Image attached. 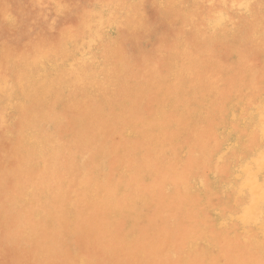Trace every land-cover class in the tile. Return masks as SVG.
I'll list each match as a JSON object with an SVG mask.
<instances>
[{
    "label": "rangeland",
    "instance_id": "obj_1",
    "mask_svg": "<svg viewBox=\"0 0 264 264\" xmlns=\"http://www.w3.org/2000/svg\"><path fill=\"white\" fill-rule=\"evenodd\" d=\"M150 1H152L153 4ZM165 1H167V0H143V2H142V0H140V1L128 0V2L130 4V5H128V3H126L127 0L126 1H124V0H0V81H8V85H10V86H12V84H13L14 88L12 90L11 97L13 98L14 101L20 103V101L25 100L24 103H26V104L20 105L21 107L19 106V110L21 111L23 108L29 107V103H27V102H29L28 98L23 97L21 95L22 94L21 86H24V88L29 89V91L31 92V94H30L31 98H34L38 93L42 94L45 99H49L48 96L50 98H52V96L54 94H50V93H55V94L57 93L59 95L60 94L62 95L63 93H65V94H63V97L61 98V100H59V102L64 104L65 100L69 97L70 99H72L71 100L72 104L77 106L79 108V110L82 109L80 111L81 115H82V113L84 115L89 114L91 109H92V111H95V109H97L98 112L100 110L99 113L97 112L95 114H91L92 117H90V115H89L88 118L87 117L84 118L83 122H80L77 120L78 123L81 124L79 126V128H80L79 130L77 129V127H75L77 124V121H75V123L69 122V123H72V125H71L72 127H71V129L69 128L70 131L67 134L69 137L67 135H65L62 131H60L56 128L57 124L53 120H51V121L49 120V122H48L49 126L45 132H43L42 130H39L40 128H38V126L41 127L47 123V121H44V118L42 119V117L40 118L39 116H33L32 117L31 123H33L32 124L33 126L31 124H29V129L25 128L27 130V132H26V130H24V128L23 129L19 128L18 125L14 126L11 123L9 126L10 129H9V128H3L1 126V123H0V142H2L0 144V264H13V262L11 261V255L13 253V248L8 243L11 237H14L17 234H20V232L22 230L28 229V231L30 233L35 235L37 240L40 239L44 243L54 235V233H55V231L59 225V220H61V222H63V226H62L63 228L62 229L64 230V232L69 233V231H70V233L73 234L76 232V230L77 231L79 230L77 228V224L81 220L80 215L83 216V212L86 211L87 208H89V207L91 208V210L93 209L91 212V215L99 216L101 218V220L96 225V227L98 226L97 229H99V230L95 231L96 233L94 232V236H92V239L89 242V250L88 251L85 250L86 255H83L84 254L83 253V254H81L80 257H77L78 258V264H84V261L86 259H88L89 257H91V258H100L101 257L100 259H101L102 263L104 261L105 264H113L114 260L119 256H117V255H115L116 257L114 255L107 256V250L106 249H107V246L109 245V243H111V242H109V243H105V242L111 241V237H112V242H114V243L115 242L117 243L119 238L121 239V237H117L116 235L118 233L122 234L121 232L126 230V220L122 219L123 216H120V217L118 216L115 218L116 220L104 222L105 217H104V208H103L102 204H101V206H102L101 207L100 203L98 204V202H96L97 200L95 201L96 198L94 197V195L91 192L89 193V191L86 192L87 191V190H85L86 187L81 188L85 185H82L80 183L81 178H79L76 175V172L78 170L81 171L85 168V166H82V165L84 162L83 160H85V158L87 157V154H86L87 152H85L83 150L80 153H84V154L82 156H79L80 153H79L78 149L80 148L81 142H83L87 139H88V141H90L93 138H97V135H98V140H99L98 143H100L99 145L101 147V150L98 151V153L100 155V161L103 162L104 164L106 162V163H111V165H113V166L116 165V167L118 169L117 172L114 174V178H115V180H118L117 182H119V183L117 184L115 182L116 185L113 184L112 186L114 188H117V189L119 188V189H118V191L116 189V191L109 192L110 194H108L109 196L107 197V200L109 198V200H111V203H113L112 201H114L117 198L115 200V203L117 204L119 202L118 203L119 206L124 205L122 202H127V200L128 201L133 200L136 197H139V198L145 197V199L150 198L151 195L153 196V189H155V186H158L162 182V179L165 176L164 174H166L165 172H168L169 174H174V173L179 172L180 170L186 168L188 165V160L190 159V154H189L190 149L189 148L192 147L193 145H195V143L193 141V133L190 130L191 126L192 125L201 126L204 124V120H201L200 118H190L187 121V123L185 125H183L185 127H183V126L176 125L177 122L174 119L167 121L166 120V119H168V118H166L167 116L165 114L163 115V113L161 114L160 112H158L159 107H163V109H170L169 111L170 112L173 111V115L174 114L177 115L179 113L181 114V111H182V108L180 110L177 108L178 107V102H177L178 99L173 104H171L170 107L168 106L171 99L174 101V98L179 94L178 90H176L177 88L175 89V86L177 83L176 81H178V78H177V80L174 79L172 74H171V76H168L171 73V72H169V70L171 68L172 69L170 71H172L173 68L176 67V65L178 67H180L182 65L184 67H187V71H188L187 74L182 76V78H181V80H179V82L182 83L185 80V82L183 84L185 86H184V90H182V96L185 98L184 100L193 99L191 101L193 104H191V105L197 106V104H198L197 102H199V103L202 102V105H199V106L203 107L206 105L205 102H208V100L211 103L213 102L214 105H216L221 99L232 98V106L233 105L236 106L238 103H241V100H243V99H241V96L239 94V90L246 89V86L250 87L252 92H255V93L259 92L258 89L262 90L264 92V85H263L264 84L263 83L264 76H262V75H264V73H263L264 69L262 70V68L264 67V62H263L264 61V0H197V2H196V0H194V1L193 0H188V1L187 0H185V1L184 0H176L177 2H175V0H173L174 3L172 0H168L169 4H168V2H165ZM190 1H192V2H190ZM59 2H60V4L61 3L62 4L61 5L58 4ZM123 2H124V4H122ZM137 2H138V4H137ZM164 2H165V4H164ZM178 2H179V4H178ZM180 2H181V4H180ZM160 3H161V5H160ZM187 4H189V5L187 6ZM223 4H224V6H223ZM182 5L184 7H181ZM192 5L195 7H193ZM219 5H220V7H219ZM172 6H174V7H172ZM153 7H155V8H153ZM97 8H98V11H97ZM105 8H106V10H105ZM121 8H123V9H121ZM129 8H131L133 11V12H131V14H130L131 9H129ZM134 8H135V11H134ZM163 8H164V10H163ZM219 8H222L223 10L219 9ZM170 9H172V10H170ZM196 9H198V10L196 11ZM104 10H105V12H104ZM137 10H139V11H137ZM162 11H163V13H162ZM195 11L198 12V15ZM187 12H188V14H187ZM125 13L130 15V17L129 16L127 17V14H125ZM194 13H196V16ZM97 14H99V15H97ZM117 14H119V15H117ZM236 14H238V15H236ZM176 15H178V16H176ZM184 15L187 17L186 19H185ZM5 17H7V18H5ZM181 17H182V20H181ZM9 18H10V21H9ZM91 18H93V19L91 20ZM104 18L107 21H104L105 20ZM176 18L177 19L179 18L181 21L179 22V19L177 20ZM195 19H198V20H195ZM99 20H101L102 22ZM139 20H140V22H138ZM96 21H97V23H96ZM117 21L118 22L120 21V22L118 23ZM136 21H137V23H136ZM203 21H204V23H203ZM226 21H227V23H226ZM172 22H173V24H172ZM182 22H183V24L181 25ZM103 23H105V24L103 25ZM113 23H115V24H113ZM190 23H192V24H190ZM100 24H102V25H100ZM140 24L144 25L143 29L141 28L142 25H140ZM190 25H191V28L189 27ZM205 25H207V26H205ZM220 25H222V26H220ZM223 25L225 27H223ZM111 26H112V29H111ZM126 26H127V29H126ZM130 26H132V27H130ZM138 26H140V27H138ZM199 26H201V27H199ZM208 26H209V28H208ZM145 27H147V28H145ZM106 28H107V31H106ZM196 28H198L197 31L195 30ZM257 28H259V31ZM85 29H86V31H85ZM128 29L130 30V32ZM97 30H100V31H97ZM104 30L106 33L104 32ZM75 31H76V33H75ZM90 31L91 32L93 31V32L91 33ZM152 31L154 32V34ZM118 32L119 33L121 32L122 35L119 34ZM150 32H151V34H150ZM187 33H189V34H187ZM220 33H221V36H220ZM73 34H74V36H73ZM237 34H239V35H237ZM70 35H71V37H70ZM97 35H98V37H96ZM211 35H212V37H211ZM112 36H114V39L112 38ZM219 36H220V39H219ZM257 36H258V38H257ZM103 37H104V39H102ZM186 37H188V38H186ZM66 38H67V40H66ZM118 38H119V40H118ZM217 38L219 40H217ZM254 38H255V41H254ZM127 39H128V41H127ZM161 39H164L167 43ZM212 39L214 41H212ZM80 40H82V41H80ZM124 40H126V41H124ZM231 40L233 42H231ZM64 41H66V42H64ZM117 41H118V43H117ZM137 41H139V42H137ZM206 41H207V43H206ZM59 42H60V45H59ZM110 42H113V44H111ZM219 42H221V44ZM222 42H223V44H222ZM224 42L225 43L228 42V43L225 44ZM63 43H64V45H63ZM125 43H126V45H123ZM170 43L172 44V46ZM245 43H246V45H245ZM248 43L249 44L251 43V44L248 45ZM66 44H68V45H66ZM101 44H103V45H101ZM138 44L140 46H138ZM102 46H104V47H102ZM112 46H113V48H112ZM137 46L140 48H137ZM53 47H55V48H53ZM119 47H120V50L118 49ZM225 47H226V50H225ZM249 47H251V48H249ZM64 48H66V49H64ZM70 48H72L73 51H71L72 49H70ZM97 48L98 49L100 48L104 53L100 49L98 50ZM108 48L111 49L110 50L111 52L109 51ZM247 49H249L248 50L249 52L247 51ZM257 49H259V50H257ZM260 49H261V51H260ZM97 50H98V55H100V56L97 55ZM114 50H116V51H114ZM262 50H263V52H262ZM61 51H63V53ZM129 51H130V53H129ZM234 51L235 52L237 51V52L235 53ZM65 52H67V53H65ZM119 52H121V56L119 55L120 54ZM169 52H171V53H169ZM180 52H183V53H180ZM204 52H206V53H204ZM109 53H110V55H109ZM111 53H112V55H111ZM142 53H143V55H142ZM251 53H253V54H251ZM39 54H41V56ZM94 54H95V56H94ZM171 54H173V56ZM179 54H181V55H179ZM203 54H204V56H203ZM232 54H233V56H232ZM246 54H247V57L245 56ZM249 54H251V55H249ZM255 54L258 56V58ZM36 55H39V56L36 58ZM59 55H60V57H59ZM65 55H66V57L61 59ZM71 55L74 57H72ZM117 55H119V56H117ZM234 55H237V56L240 55V56L234 57ZM49 57L51 59H49ZM82 57H84L85 59L83 58L84 60H82L81 59ZM94 57H96V58H94ZM233 57H234V59L232 60ZM102 58L105 59L106 61L103 60ZM126 58L129 59L128 62H127ZM9 60H11L10 63H9ZM78 60L82 61V62H80V64L82 63L83 65H80ZM199 60H201V61H199ZM40 61H41V63H40ZM42 61H44V62H42ZM49 61H50V63H49ZM91 61H93V62H91ZM118 61H120V62H118ZM71 62H72V64H71ZM139 62L141 63L140 66H139ZM223 62H225V63H223ZM90 63H92V64H90ZM147 63H148V65H147ZM170 63H172V65ZM84 64L85 65L87 64V66H84ZM127 64H129V65H127ZM234 64H236V66ZM40 65L42 66V68ZM63 65L64 66L66 65V67H64ZM79 65H80V67H79ZM109 65H111V66H109ZM173 65H175V66H173ZM229 65H232V66H229ZM55 66H56V68H54ZM69 66H70V68H69ZM103 66H104V68H103ZM201 66H202L203 70L200 69ZM233 66H234V68H233ZM60 67H61V69H60ZM110 67H112V68H110ZM137 67H138V69H137ZM184 67L181 69L182 72L185 70ZM190 67H193L192 70ZM231 67L233 69H231ZM80 68H82V69H80ZM92 68H94V69H92ZM46 69H48V70H46ZM112 69H115V70H112ZM188 69H190V70H188ZM37 70H39V71H37ZM59 70L61 73L59 72ZM63 70H64V72H63ZM161 70H163V71H161ZM47 71H49V72H47ZM66 71H67V74H65ZM113 71H114L115 76L113 74ZM257 71H258V73H257ZM76 72L81 76V78H84L83 81H85L86 79H88V80L91 79V81H88V80H86V81H88L91 85L93 84L92 85L93 88L91 89L90 93L88 92V100H87V103H85V104H81L80 102H78V103L75 102V100L79 99L80 97L79 96H73V95H75V94L77 95L78 92L73 93L72 91L68 90L67 88L65 90L63 88V78H64V80L65 79H74L75 80L74 73H76ZM86 72L90 77L88 75H85ZM93 72L94 73L96 72V74H93ZM158 72L161 74L159 75ZM193 72H194V74H193ZM8 74H9V76H8ZM13 74H15V75H13ZM103 74H104V76H102ZM108 74H110V75H108ZM137 74L139 77L137 76ZM43 75L45 78L43 77ZM94 75H96V76H94ZM131 75H132V77H131ZM133 75H135L137 78ZM148 75L149 76L153 75V76L149 77ZM163 75H164V77H163ZM195 75L196 76L199 75L200 77L199 76L196 77ZM235 75L237 76L236 78H235ZM91 76H92V78H91ZM100 76L103 77V78L101 77V80H100ZM110 76H112V77L110 78ZM116 76H118V77H116ZM161 76H162V78H161ZM239 76H241V77H239ZM26 77H27V79H26ZM47 77H48V79H47ZM96 77H98V78H96ZM133 77H135V78H133ZM146 77H149L150 82L148 81V78H146ZM187 77H188V81H187ZM12 78H13V80H12ZM49 78H51V79H49ZM189 78H191L192 80L189 81ZM223 78H225V79H223ZM261 78H262V84L260 82ZM24 79L26 81H24ZM76 79L80 80L78 77H76ZM111 79H112V82H111ZM133 79L135 82L133 81ZM161 79H164V80H161ZM98 80H100V81H98ZM116 80H118V81H116ZM158 80H159L160 84L158 83ZM197 80H199L200 82ZM258 80H259V82H258ZM100 82H102V83H100ZM117 82H119V83H117ZM126 82H130V83H126ZM138 82L139 83L141 82L140 85ZM31 83H32V85H31ZM110 83H111V85H110ZM150 83H151V85H150ZM225 83H227V84H225ZM37 84H39V85H37ZM44 84L46 86H48V88L50 86L49 89L53 88V89H51V91L52 90L53 91L51 92L48 88H46V86ZM100 84L104 85V86H102V88H100L101 87ZM146 84H147V86H146ZM158 84L161 87H159ZM83 85H84V82H82V86ZM232 85H233V87L231 88ZM236 85H237V87H235ZM200 86H201V88H200ZM132 87H133V89H132ZM146 87H147L148 91L147 90L145 91ZM189 87H190V89L188 90ZM76 88L80 89V87L78 88L77 86H76ZM241 88H243V89H241ZM57 89H60V90H57ZM198 89L200 90L199 92H198ZM44 90H45V92H43ZM46 90H47V92H46ZM67 90H68V92H67ZM14 91H15V93H14ZM163 91H165V92H163ZM35 92H36V94H35ZM134 92L137 96L134 95ZM140 92H141V94H140ZM197 92H198V95H197ZM202 92H204L205 94ZM46 93H48L49 95ZM117 93H119V94H117ZM174 93H175V96L173 95ZM183 93H185V94H183ZM132 94L135 97H133ZM248 94H249V92L247 90H244L243 95H248ZM13 95H15V96L13 97ZM199 95H200V97H199ZM71 96H73L74 99ZM160 96L162 97L161 99H160ZM189 97H190V99H188ZM139 98H140V100H139ZM115 99H117V100H115ZM124 99L126 101V104H125ZM99 100H100V103H99ZM166 100H168V101L166 102ZM194 100H196V101H194ZM131 101L133 103H131ZM162 101H165V102H162ZM104 103H105V105H102ZM122 103H123L124 107L122 106ZM162 103H163V105H162ZM52 104H51L52 107H56V104H54V103H52ZM132 104H133V106H132ZM155 105L157 106V108ZM126 106L129 108V110L127 109ZM93 107H95V108H93ZM120 108H124V109H120ZM109 109H114V112L117 113L114 115V119H116V120L113 119L114 121H107V124L105 122H102L99 119H97V121H96V119L94 118L95 115L104 114ZM37 110H39V109H37ZM66 111H68V110H66ZM122 111H124V112H122ZM129 111H132V113ZM135 113H136V115H135ZM152 114L154 116H162L161 117V122H162L161 125L162 126L164 125L163 130H157L156 131L153 128L152 124L150 123L151 118H152V116H151ZM225 114L229 116L231 114V112L228 111ZM122 116L126 119V121ZM148 116H150V117H148ZM174 118L177 119L175 115H174ZM38 120H40V122ZM165 121L167 123L166 125H165ZM127 122L129 124H127ZM86 123H88V124H86ZM96 123L98 124V126L96 125ZM40 124H41V126H40ZM91 124H93L95 126H93ZM108 124L110 125V127ZM90 125L93 127H91ZM121 126H123V127H121ZM146 126H148V128ZM86 127H88V128H86ZM119 127L123 128V129H120ZM136 127L137 128L140 127V128L137 129ZM141 127L144 128L145 133H144V130L141 129ZM75 128L77 129L78 132L76 131ZM179 128H180V130H179ZM35 129L41 133L40 136ZM92 130H93V132H92ZM166 130H168L169 132L168 131L166 132ZM57 131H60V133L59 132L57 133ZM95 131H97L96 134L94 133ZM137 131H139V132H137ZM31 132H33V133L31 134ZM34 132L35 133L37 132V133L35 134ZM46 132L48 135L43 134ZM161 132H162V134H160ZM91 133L92 134L94 133V134L92 135ZM104 133H106V134H104ZM169 133H171V134H169ZM70 134H72V135H70ZM90 134H91V136H90ZM24 135H25V137H23ZM50 135H52V136H50ZM55 135L57 137H55ZM140 135H142L143 139L140 141L138 146H136L137 147V149H136L135 143H137L138 137ZM27 136H30V138ZM73 136H76V137H73ZM77 136H79V137H77ZM104 136H106V137H104ZM64 137H66V138H64ZM102 137H104V138H102ZM56 138L60 139V141L58 142L57 141L58 139H56ZM66 140H67V142L71 141V143H67ZM77 140H82V141L80 143H77ZM72 141H74V143ZM113 141H115V142H113ZM5 142H7V143H5ZM25 142H27L28 144H30V143L31 144L28 145ZM102 142H103V144H102ZM154 142H156V143H154ZM33 143H35V145H33ZM37 144H39V145H37ZM44 144L46 147L43 146ZM120 144L122 145V147ZM173 144L176 146H174ZM190 144H192V145H190ZM103 145H105V146H103ZM30 146H32V147H30ZM61 147L64 150H62ZM119 147H121L122 149L121 148L119 149ZM161 147L163 148L164 151L160 150V149H162ZM37 148H39V149H37ZM73 148H75L78 153ZM34 149H35V151H34ZM71 149L73 151H71ZM113 149H115V150L112 151ZM68 150L70 151V153ZM128 150L131 152H128ZM96 151L97 150H93V152H91L89 154L92 155ZM106 152H107V154H106ZM135 152H137V153H135ZM32 153L34 156L32 155ZM51 153H52V155H51ZM100 153H102V155ZM115 154H117V155H115ZM47 155H48V158L45 157ZM120 155H121V157H120ZM70 156H73V157H71V159H69ZM160 156H162V157H160ZM42 157H45V158H42ZM49 157H50V159H49ZM127 157H130V158H127ZM34 158H35V160H34ZM76 158L79 160H77ZM168 158H170V159H168ZM58 159H60V160L58 161ZM67 159H69V161ZM33 160H34V162H33ZM73 160H75V161H73ZM62 161H64V163H62ZM149 162H152L154 164V166L155 165L156 166L154 167L153 164L149 163ZM166 162H168V163H166ZM185 162H186V164H185ZM22 164L24 166H22ZM75 164L77 166H75ZM173 164H174V166H171ZM26 165H28V166H26ZM205 165H207V163H205L204 159L201 158L199 160L198 168H203ZM1 167H5V168L3 169ZM49 167L53 168L54 170L50 169ZM78 167L81 169H78ZM156 167H157L159 173L157 172ZM37 168H39V169H37ZM153 168H155V169H153ZM180 168H182V169H180ZM189 168L192 169V166H190ZM61 169H62V171H61ZM68 169H70V171ZM164 169H165V171H164ZM161 170H163V171H161ZM166 170H168V171H166ZM37 171H40V173ZM203 171L208 173V169L206 167L203 168ZM36 172H37V174H36ZM47 172H49V173H47ZM55 173L57 175H55ZM72 173H74V174H72ZM161 173H163V174H161ZM43 174H44V176H43ZM51 174H52V177L49 176ZM205 175H208V174H205ZM23 176H25V178ZM71 176H73V177H71ZM149 176H150V178H149ZM71 178L73 180H71ZM131 179H132V181H131ZM158 179H160V180H158ZM155 180H158V181L155 182ZM40 182H41V185H40ZM59 182H61V183H59ZM154 182H155V184L153 185ZM53 183H54V185H53ZM56 183L59 186H57ZM118 185H119V187H118ZM121 185H122V187H121ZM28 186H29V188H27ZM35 186H37V188H35ZM42 186H43V188H42ZM55 186H56V188H55ZM126 186H128V187H126ZM49 187H51L52 189H50ZM66 188H68V189H66ZM137 188H139V189L142 188V189L138 191ZM150 188H152V189H150ZM48 189L50 192H48ZM137 191L140 192L142 195L139 193H135ZM143 191H144V193H143ZM68 192H69V194H68ZM126 192H127V194H126ZM117 193H118V196H117ZM15 194H16V196H13ZM54 194L56 197L54 196ZM131 194H132V196H131L132 198L129 197ZM21 195H22V197L25 195L23 198L25 199L26 203H24L25 201L22 200L23 199L22 197H21L22 202L19 199V197ZM77 196H78L79 200H78ZM125 196H126V198H125ZM148 196H150V197H148ZM27 197L29 198V200ZM49 197H51V198H49ZM81 197H83V199ZM118 197H119V200H118ZM120 197H121V199H120ZM88 198H89V200H88ZM76 199H77L79 204L77 203ZM63 200H64V202H63ZM82 200L85 202H82ZM86 201H88V203ZM54 202H55V204H54ZM35 203H36V206H35ZM81 203H83V207H82ZM32 204H34V205L32 206ZM72 204H73V206H72ZM90 204L92 205V207ZM171 204L174 205L173 206L174 211H175V213H177L179 200L173 199ZM27 205H29V206H27ZM36 207H38L39 209ZM135 207L139 208V205L137 204V206H134V211L137 210ZM220 209H221V212H223L224 214L227 212V208H225V206H222ZM21 211L25 212V213L22 214ZM34 211L35 212L38 211L37 213L39 215L42 213H43V215L48 214V215H50V219L48 221L39 220L36 217L37 213L35 214ZM157 211H159V210H157ZM14 212H15V215H12V214H14ZM27 213H29V214H27ZM101 213H102V215H101ZM78 214H79V217H78ZM121 214H123V212H121ZM66 215H68V216H66ZM18 216L22 217V218L19 217V219H20L19 221H18ZM69 216H70V218H69ZM53 218L56 221H54ZM118 218H119V220H118ZM12 220L15 222H12ZM75 220H78L79 222L75 221ZM102 221H103V223H102ZM119 221H121V222H119ZM20 223H22L23 226H21L22 224H20ZM66 224H68L69 227ZM71 224L72 225L74 224V225L72 226ZM107 224H109V225H107ZM9 225L12 228H10ZM13 225L16 228L15 231L13 230V229H15V228H13ZM101 225H102V227H101ZM64 226L68 227L69 230L67 228L65 229ZM70 227L76 228V229L72 230V229H70ZM108 227H109V229H108ZM185 227H186V225L184 224V228ZM33 229H35V230H33ZM49 230H51V231L53 230V231L51 232ZM74 230H75V232H74ZM64 235H65V233H64ZM99 235L100 236L102 235V236L98 237ZM7 236H8V238H7ZM103 240H104V242H102ZM135 240H136V243H134ZM93 241H94V243L97 242V244L94 245V243H93L92 247H90V245L92 244ZM138 241H139V236L138 237L134 236L132 239H130V241H127L129 244L127 243V245H126V248H128V249L126 250V248H125L126 255L129 254L128 256H130V254H132L134 252L133 248H135V245H137ZM114 243H111V245H114ZM96 245H97V247H96ZM224 246H225L224 241L219 240L216 243L215 248H218V251L222 252V250H224ZM100 249H103L104 251L101 250L102 251L101 252ZM93 250L95 251L94 252L95 254H93ZM98 250L101 253H99ZM212 250H214V249H212ZM96 252H98V254ZM88 254H90V255H88ZM86 256H87V258H86ZM137 256H139V257H137L138 261H140L139 264H144V263L149 264V262L146 260V258L140 257V254H137ZM103 257H104V260H103ZM113 258H115V259H113ZM162 258H163V256H162ZM100 259H97V261L99 262V263L97 262V264H102ZM111 260H112V263H111ZM116 260H118V259H116ZM124 262L126 263V259H124V261H122V264ZM59 264H62V263H59ZM114 264H118V263L114 262Z\"/></svg>",
    "mask_w": 264,
    "mask_h": 264
},
{
    "label": "bare ground",
    "instance_id": "obj_2",
    "mask_svg": "<svg viewBox=\"0 0 264 264\" xmlns=\"http://www.w3.org/2000/svg\"><path fill=\"white\" fill-rule=\"evenodd\" d=\"M126 1V0H124ZM134 1V0H133ZM140 1V0H138ZM173 1V0H172ZM185 1V0H184ZM188 1V0H187ZM194 1V0H193ZM143 2V0H142ZM152 3V1H150ZM160 2V1H159ZM165 2H168L165 1ZM164 2V4H165ZM175 2H177L175 0ZM192 2V1H190ZM197 2V0H196ZM223 2V1H222ZM228 2V1H227ZM96 3V2H95ZM128 5L129 2L127 0ZM136 3V2H135ZM174 3V1H173ZM209 3V2H208ZM60 4V2L58 3ZM62 4V3H61ZM60 4V5H61ZM124 4V2L122 3ZM138 4V2H137ZM153 4V3H152ZM169 4V2H168ZM179 4V2H178ZM181 4V2H180ZM192 4V3H191ZM200 4V3H199ZM221 4V3H220ZM226 4V3H225ZM141 5V4H140ZM148 5V4H147ZM161 5V3H160ZM159 5V6H160ZM167 5V4H166ZM171 5V4H170ZM189 4H187L188 6ZM198 5V4H197ZM58 6V5H57ZM98 6V5H97ZM193 6V5H192ZM191 6V7H192ZM224 6V4H223ZM140 7V6H139ZM174 7V6H172ZM181 7H184L183 5ZM195 7V6H193ZM220 7V5H219ZM115 8V7H114ZM136 8V7H135ZM134 8V11H135ZM155 8V7H153ZM170 8V7H169ZM177 8V7H176ZM175 8V9H176ZM213 8V7H212ZM225 8V7H224ZM253 8V7H252ZM62 9V8H61ZM96 9V8H95ZM117 9V8H116ZM115 9V10H116ZM123 9V8H121ZM131 9V8H129ZM222 9V8H219ZM106 10V8H105ZM104 10V12H105ZM112 10V9H111ZM128 10V9H127ZM164 10V8H163ZM172 10V9H170ZM198 9H196L197 11ZM223 10V9H222ZM232 10V9H231ZM241 10V9H240ZM96 11V10H95ZM98 11V8H97ZM101 11V10H100ZM124 11V10H123ZM139 11V10H137ZM141 11V10H140ZM175 11V10H174ZM179 11V10H178ZM195 11V12H196ZM212 11V10H211ZM221 11V10H220ZM226 11V10H225ZM113 12V11H112ZM132 9L130 10V14H131ZM161 12V11H160ZM167 12V11H166ZM165 12V13H166ZM177 12V11H176ZM235 12V11H234ZM233 12V13H234ZM10 13V12H9ZM107 13V12H106ZM122 13V12H121ZM163 13V11H162ZM175 13V12H174ZM178 13V12H177ZM198 15V12H196ZM196 13L195 16H196ZM230 13V12H229ZM249 13V12H248ZM114 14V13H113ZM127 14V13H125ZM136 14V13H135ZM140 14V13H139ZM188 14V12H187ZM186 14V15H187ZM202 14V13H201ZM99 15V14H97ZM106 15V14H105ZM119 15V14H117ZM116 15V16H117ZM134 15V14H133ZM137 15V14H136ZM179 15V14H178ZM176 15V16H178ZM210 15V14H209ZM235 15V14H234ZM238 15V14H236ZM245 15V14H244ZM104 16V15H103ZM130 17V15L127 14V17ZM182 16V15H181ZM185 16V15H184ZM200 16V15H199ZM217 16V15H216ZM219 16V15H218ZM230 16V15H229ZM99 17V16H98ZM121 17V16H120ZM173 17V16H172ZM235 17V16H234ZM233 17V18H234ZM243 17V16H242ZM7 18V17H5ZM12 18V17H11ZM108 18V17H107ZM126 18V17H125ZM124 18V19H125ZM163 18V17H162ZM175 18V17H174ZM173 18V19H174ZM187 17L185 16V19ZM196 18V17H195ZM223 18V17H222ZM249 18V17H248ZM93 18H91L92 20ZM97 19V18H96ZM101 19V18H100ZM105 19V18H104ZM130 19V18H129ZM132 19V18H131ZM177 19V18H176ZM179 19V18H178ZM177 19V20H178ZM184 19V20H185ZM190 19V18H189ZM205 19V18H204ZM240 19V18H239ZM257 19V18H256ZM113 20V19H112ZM127 20V19H126ZM133 20V19H132ZM135 20V19H134ZM169 20V19H168ZM182 20V17H181ZM179 19V22L181 21ZM188 20V19H187ZM186 20V21H187ZM198 20V19H195ZM259 20V19H258ZM10 21V18H9ZM101 21V20H99ZM104 21H107L106 19ZM103 21V22H104ZM121 21V20H120ZM119 21V22H120ZM102 22V21H101ZM100 22V23H101ZM114 22V21H113ZM118 22V21H117ZM118 22V23H119ZM122 22V21H121ZM140 22V20L138 21ZM164 22V21H163ZM169 22V21H168ZM177 22V21H176ZM255 22V21H254ZM97 23V21H96ZM130 23V22H129ZM137 23V21H136ZM187 23V22H186ZM195 23V22H194ZM204 23V21H203ZM214 23V22H213ZM227 23V21H226ZM80 24V23H79ZM105 23H103L104 25ZM115 24V23H113ZM145 24V23H144ZM173 24V22H172ZM183 24V22L181 23V25ZM192 24V23H190ZM201 24V23H200ZM225 24V23H224ZM252 24V23H251ZM259 24V23H258ZM257 24V25H258ZM99 25V24H98ZM102 25V24H100ZM118 25V24H117ZM121 25V24H120ZM142 25V29H143V24ZM146 25V24H145ZM185 25V24H184ZM183 25V26H184ZM199 25V24H198ZM202 25V24H201ZM211 25V24H210ZM240 25V24H239ZM242 25V24H241ZM260 25V24H259ZM78 26V25H77ZM109 26V25H108ZM125 26V25H124ZM152 26V25H151ZM168 26V25H167ZM174 26V25H173ZM177 26V25H176ZM207 26V25H205ZM222 26V25H220ZM238 26V25H237ZM236 26V27H237ZM244 26V25H243ZM132 27V26H130ZM129 27V28H130ZM140 27V26H138ZM191 28V25L189 26ZM201 27V26H199ZM212 27V26H211ZM223 27H225L223 25ZM222 27V28H223ZM77 28V27H76ZM75 28V29H76ZM84 28V27H83ZM96 28V27H95ZM105 28V27H104ZM103 28V29H104ZM140 28V29H141ZM147 28V27H145ZM204 28V27H203ZM209 28V26H208ZM247 28V27H246ZM260 28V27H259ZM259 28L258 31H259ZM100 29V28H99ZM112 29V26H111ZM127 29V26H126ZM183 29V28H182ZM189 29V28H188ZM198 28H196L195 30L197 31ZM213 29V28H212ZM78 30V29H77ZM83 30V29H82ZM101 30V29H100ZM97 30V31H100ZM129 30V29H128ZM133 30V29H132ZM136 30V29H135ZM194 30V31H195ZM211 30V29H210ZM222 30V29H221ZM225 30V29H224ZM244 30V29H243ZM86 31V29H85ZM89 31V30H88ZM107 31V28H106ZM118 31V30H117ZM148 31V30H147ZM154 31V30H153ZM152 31V32H153ZM216 31V30H215ZM234 31V30H233ZM84 32V31H83ZM91 32V31H90ZM93 32V31H92ZM91 32V33H92ZM105 32V30H104ZM111 32V31H110ZM130 32V30H129ZM133 32V31H132ZM168 32V31H167ZM217 32V31H216ZM226 32V31H225ZM232 32V31H231ZM76 33V31H75ZM96 33V32H95ZM102 33V32H101ZM106 33V32H105ZM108 33V32H107ZM119 33V32H118ZM149 33V32H148ZM191 33V32H190ZM209 33V32H208ZM207 33V34H208ZM239 33V32H238ZM256 33V32H255ZM81 34V33H80ZM99 34V33H98ZM109 34V33H108ZM121 34V32L119 33ZM146 34V33H145ZM151 34V32H150ZM154 34V32H153ZM157 34V33H156ZM189 34V33H187ZM192 34V33H191ZM206 34V35H207ZM210 34V33H209ZM213 34V33H212ZM233 34V33H232ZM236 34V33H235ZM77 35V34H76ZM100 35V34H99ZM103 35V34H102ZM122 35V34H121ZM141 35V34H140ZM223 35V34H222ZM231 35V34H230ZM239 35V34H237ZM255 35V34H254ZM74 36V34H73ZM120 36V35H119ZM128 36V35H127ZM152 36V35H151ZM196 36V35H195ZM221 36V33H220ZM219 36V39H220ZM225 36V35H224ZM71 37V35H70ZM98 37V35L96 36ZM102 37V36H101ZM121 37V36H120ZM119 37V38H120ZM144 37V36H143ZM148 37V36H147ZM208 37V36H207ZM212 37V35H211ZM210 37V38H211ZM216 37V36H215ZM214 37V38H215ZM218 37V36H217ZM255 37V36H254ZM64 38V37H63ZM73 38V37H72ZM71 38V39H72ZM82 38V37H81ZM100 38V37H99ZM112 38L114 39V36H112ZM111 38V39H112ZM118 38V40H119ZM126 38V37H125ZM130 38V37H129ZM136 38V37H135ZM134 38V39H135ZM173 38V37H172ZM188 38V37H186ZM223 38V37H222ZM236 38V37H235ZM258 38V36H257ZM65 39V38H64ZM69 39V38H68ZM104 39V37L102 38ZM110 39V40H111ZM121 39V38H120ZM131 39V38H130ZM183 39V38H182ZM198 39V38H197ZM217 38V40H219ZM67 40V38H66ZM77 40V39H76ZM87 40V39H86ZM91 40V39H90ZM109 40V39H108ZM164 40V39H161ZM209 40V39H208ZM228 40V39H227ZM249 40V39H248ZM74 41V40H73ZM82 41V40H80ZM79 41V42H80ZM96 41V40H95ZM103 41V40H102ZM121 41V40H120ZM126 41V40H124ZM128 41V39H127ZM130 41V40H129ZM165 41V40H164ZM163 41V42H164ZM187 41V40H186ZM185 41V42H186ZM196 41V40H195ZM212 41H214L212 39ZM235 41V40H234ZM237 41V40H236ZM255 41V38H254ZM259 41V40H258ZM66 42V41H64ZM85 42V41H84ZM88 42V41H87ZM100 42V41H99ZM114 42V41H113ZM113 42H110L111 44H113ZM132 42V41H131ZM139 42V41H137ZM162 42V43H163ZM166 42V41H165ZM202 42V41H201ZM209 42V41H208ZM231 42H233L231 40ZM86 43V42H85ZM98 43V42H97ZM102 43V42H101ZM118 43V41H117ZM133 43V42H132ZM142 43V42H141ZM167 43V42H166ZM207 43V41H206ZM221 44V42H219ZM225 43V42H224ZM228 43V42H226ZM225 43V44H226ZM242 43V42H241ZM256 43V42H255ZM72 44V43H71ZM116 44V43H115ZM171 44V43H170ZM188 44V43H187ZM223 44V42H222ZM251 44V43H250ZM248 43V45H250ZM60 45V42H59ZM64 45V43H63ZM68 45V44H66ZM73 45V44H72ZM76 45V44H75ZM103 45V44H101ZM110 45V44H109ZM123 45H126L123 44ZM203 45V44H202ZM232 45V44H231ZM246 45V43H245ZM58 46V45H57ZM62 46V45H61ZM100 46V45H99ZM138 46H140L138 44ZM137 48H140L138 47ZM160 46V45H159ZM172 46V44H171ZM194 46V45H193ZM223 46V45H222ZM230 46V45H229ZM259 46V45H258ZM59 47V46H58ZM57 47V48H58ZM104 47V46H102ZM108 47V46H107ZM117 47V46H116ZM208 47V46H207ZM227 47V46H226ZM225 47V50H226ZM233 47V46H232ZM257 47V46H256ZM55 48V47H53ZM52 48V49H53ZM85 48V47H84ZM94 48V47H93ZM106 48V47H105ZM113 48V46H112ZM251 48V47H249ZM255 48V47H254ZM66 49V48H64ZM69 49V48H68ZM72 49V48H70ZM98 49V48H97ZM100 49V48H99ZM98 49V50H99ZM109 49V48H108ZM115 49V48H114ZM120 50V47L118 48ZM135 49V48H134ZM142 49V48H141ZM144 49V48H143ZM176 49V48H175ZM183 49V48H182ZM208 49V48H207ZM256 49V48H255ZM93 50V49H92ZM98 50H97V55H98ZM101 50V49H100ZM111 49H109L110 51ZM150 50V49H149ZM152 50V49H151ZM160 50V49H159ZM162 50V49H161ZM180 50V49H179ZM213 50V49H212ZM224 50V49H223ZM249 49H247L248 51ZM259 50V49H257ZM58 51V50H57ZM73 51V49L71 50ZM102 51V50H101ZM105 51V50H104ZM116 51V50H114ZM133 51V50H132ZM131 51V52H132ZM137 51V50H136ZM147 51V50H146ZM156 51V50H155ZM215 51V50H214ZM213 51V52H214ZM233 51V50H232ZM246 51V52H247ZM261 51V49H260ZM63 53V51H61ZM103 52V51H102ZM111 52V51H110ZM125 52V51H124ZM142 52V51H141ZM152 52V51H151ZM161 52V51H160ZM184 52V51H183ZM180 52V53H183ZM212 52V51H211ZM219 52V51H218ZM224 52V51H223ZM235 52V51H234ZM237 52V51H236ZM235 52V53H236ZM245 52V53H246ZM249 52V51H248ZM258 52V51H257ZM263 52V50H262ZM261 52V53H262ZM57 53V52H56ZM67 53V52H65ZM70 53V52H69ZM92 53V52H91ZM90 53V54H91ZM104 53V52H103ZM107 53V52H106ZM120 56H121V52H119ZM130 53V51H129ZM139 53V52H138ZM149 53V52H148ZM154 53V52H153ZM171 53V52H169ZM206 53V52H204ZM93 54V53H92ZM151 54V53H150ZM157 54V53H156ZM201 54V53H200ZM216 54V53H215ZM231 54V53H230ZM248 54V53H247ZM247 54L245 55L247 57ZM253 54V53H251ZM249 54V55H251ZM257 54V53H256ZM255 54V55H256ZM259 54V53H258ZM41 56V54H39ZM36 55V58L39 56ZM69 55V54H68ZM110 55V53H109ZM112 55V53H111ZM114 55V54H113ZM117 55V56H119ZM143 55V53H142ZM173 56V54H171ZM178 55V54H177ZM181 55V54H179ZM220 55V54H219ZM248 55V56H249ZM72 56V55H71ZM93 56V55H92ZM95 56V54H94ZM100 56V55H98ZM102 56V55H101ZM123 56V55H122ZM131 56V55H130ZM148 56V55H147ZM158 56V55H157ZM171 56V57H172ZM204 56V54H203ZM222 56V55H221ZM226 56V55H225ZM233 56V54H232ZM237 55H234V57H236ZM240 56V55H238ZM237 56V57H238ZM244 56V57H245ZM257 56V55H256ZM8 57V56H7ZM60 57V55H59ZM65 56H63L61 59L65 58ZM74 57V56H72ZM78 57V56H77ZM91 57V56H90ZM168 57V56H167ZM170 57V58H171ZM227 57V56H226ZM225 57V58H226ZM231 57V56H230ZM234 57L232 58V60L234 59ZM47 58V57H46ZM57 58V57H56ZM84 57H82L81 59H83ZM96 58V57H94ZM131 58V57H130ZM155 58V57H154ZM157 58V57H156ZM173 58V57H172ZM258 58V56H257ZM49 59H51L49 57ZM58 59V58H57ZM92 59V58H91ZM103 59V58H102ZM113 59V58H112ZM111 59V60H112ZM119 59V58H118ZM117 59V60H118ZM127 59V58H126ZM143 59V58H142ZM145 59V58H144ZM175 59V58H174ZM173 59V60H174ZM180 59V58H179ZM219 59V58H218ZM227 59V58H226ZM239 59V58H238ZM263 59V58H262ZM80 60V59H79ZM80 62L82 61H79ZM105 60V59H103ZM133 60V59H132ZM158 60V59H157ZM166 60V59H165ZM168 60V59H167ZM172 60V61H173ZM176 60V59H175ZM231 60V61H232ZM11 60H9L10 63ZM35 61V60H34ZM59 61V60H58ZM61 61V60H60ZM64 61V60H63ZM68 61V60H67ZM66 61V62H67ZM74 61V60H73ZM101 61V60H100ZM106 61V60H105ZM104 61V62H105ZM129 61V59H127V62ZM134 61V60H133ZM140 61V60H139ZM146 61V60H145ZM201 61V60H199ZM24 62V61H23ZM44 62V61H42ZM52 62V61H51ZM55 62V61H54ZM93 62V61H91ZM112 62V61H111ZM110 62V63H111ZM115 62V61H114ZM120 62V61H118ZM143 62V61H142ZM170 62V61H169ZM222 62V61H221ZM262 62V61H261ZM264 62V61H263ZM262 62V63H263ZM41 63V61H40ZM39 63V64H40ZM50 63V61H49ZM70 63V62H69ZM77 63V62H76ZM98 63V62H97ZM109 63V64H110ZM123 63V62H122ZM175 63V62H174ZM203 63V62H202ZM210 63V62H209ZM225 63V62H223ZM233 63V62H232ZM20 64V63H19ZM44 64V63H43ZM46 64V63H45ZM52 64V63H51ZM72 64V62H71ZM78 64V63H77ZM92 64V63H90ZM96 64V63H95ZM101 64V63H100ZM106 64V63H105ZM115 64V63H114ZM113 64V65H114ZM132 64V63H131ZM130 64V65H131ZM140 62H139V66H140ZM166 64V63H165ZM172 65V63H170ZM176 64V63H175ZM10 65V64H9ZM53 65V64H52ZM80 65H83L82 63ZM79 65V67H80ZM107 65V64H106ZM129 65V64H127ZM148 65V63H147ZM161 65V64H160ZM211 65V64H210ZM236 66V64H234ZM29 66V65H28ZM41 66V65H40ZM48 66V65H47ZM59 66V65H58ZM64 66V65H63ZM75 66V65H74ZM84 66H87V64ZM96 66V65H95ZM111 66V65H109ZM115 66V65H114ZM123 66V65H122ZM126 66V65H125ZM164 66V65H163ZM175 66V65H173ZM199 66V65H198ZM217 66V65H216ZM232 66V65H229ZM45 67V66H44ZM49 67V66H48ZM47 67V68H48ZM62 67V66H61ZM60 67V69H61ZM66 67V65L64 66ZM63 67V68H64ZM78 67V68H79ZM83 67V66H82ZM98 67V66H97ZM116 67V66H115ZM134 67V66H133ZM184 66H180L178 67L176 65V67L173 68L172 71L169 70L170 75H173L174 79L178 81H176V86L175 89L178 90V95L174 98V101L171 99V101L169 102L168 106L170 107L171 104H173L177 99H178V109L180 110L182 108L181 114H174L176 116L177 119L174 118L173 115V111H169L170 109H163V107H159L158 108V112H160L161 114L163 113V115L165 114L168 118L166 119L168 120H175L177 122L176 125L179 126H183L187 123V121L190 118H200L201 120H204V124L201 126L198 125H192L191 126V132L193 133V141L195 143V145H193L192 147H190L189 149V154H190V159L188 160V165L186 168L180 170L179 172H176L174 174H169L168 172H165L166 174H164L165 176L162 179V182L158 185L155 186V189H153V196L151 195L148 196L150 198L145 199V197H136L133 200H127V202H122L124 205L123 206H119L118 203H115V200L112 201L113 203H111V200H107V197L109 196L108 194H110L109 192H113L116 191L117 188H114L112 185L116 183L118 184L119 182H117L118 180H115L114 178V174L117 172V167L116 165L113 166L111 165V163H106L105 164L103 162L100 161V155L98 153L99 150H101L100 147V143H98V135L97 138H93L92 140L88 141L85 140L83 142H81L82 140H77V143H80V148L78 149L79 153L81 151H85L87 152V157L85 158V160H83V165L85 166V168L81 171H77L76 175L81 178L80 179V183L82 185H85L81 188L86 187L85 190H87L86 192L89 191V193L91 192L94 197L96 198L95 201L98 202V204L100 203V206L102 204L103 208H104V217H105V221L104 222H109L111 220H116V217H120L123 216V220H126V230L121 232L122 234H117V237H121V239L119 238L118 242L114 243L112 242V235L111 237V241H107L105 243H114V245H111V243H109V245L107 246V256L109 255H117L119 257H117L116 260H114V262H117L118 264H122V261H124V259H126V263L124 262L123 264H139L140 261H138L139 256H137V254H140V257H144L146 258V260L149 262V264H264V92L262 90H259V92H252V90L250 89V87L246 86V89L243 90H239V94L241 96V103H238L236 106L233 105L232 106V98L229 99H221L216 105H214V103L212 104L209 100L208 102H205L206 105L203 107H200L199 105H202V102H197V106L195 105H191L193 104L191 101L193 99H190V97L188 99L190 100H184L185 98L182 96V90H184V82L180 83L179 80H181L182 76L187 74V67H184L185 70L182 72L181 69ZM238 67V66H237ZM6 68V67H5ZM34 68V67H33ZM32 68V69H33ZM42 68V66H41ZM53 68V67H52ZM56 68V66L54 67ZM62 68V69H63ZM70 68V66H69ZM104 68V66H103ZM112 68V67H110ZM191 70L193 67H190ZM205 68V67H204ZM234 68V66H233ZM231 67V69H233ZM27 69V68H26ZM40 69V68H39ZM67 69V68H66ZM82 69V68H80ZM84 69V68H83ZM94 69V68H92ZM102 69V68H101ZM100 69V70H101ZM136 69V68H135ZM138 69V67H137ZM140 69V68H139ZM199 69V68H198ZM202 69V66L201 68ZM259 69V68H258ZM264 69V67L262 68V70ZM28 70V69H27ZM45 70V69H44ZM48 70V69H46ZM50 70V69H49ZM56 70V69H55ZM115 70V69H112ZM142 70V69H141ZM167 70V69H166ZM190 70V69H188ZM203 70V69H202ZM240 70V69H239ZM16 71V70H15ZM26 71V70H25ZM35 71V70H34ZM39 71V70H37ZM78 71V70H77ZM82 71V70H81ZM91 71V70H90ZM89 71V72H90ZM102 71V70H101ZM123 71V70H122ZM130 71V70H129ZM163 71V70H161ZM168 71V70H167ZM230 71V70H229ZM233 71V70H232ZM261 71V70H260ZM49 72V71H47ZM60 72V70H59ZM64 72V70H63ZM79 72V71H78ZM84 72V71H83ZM88 72V71H87ZM86 72L85 75H88ZM98 72V71H97ZM108 72V71H107ZM125 72V71H124ZM123 72V73H124ZM196 72V71H195ZM198 72V71H197ZM215 72V71H214ZM239 72V71H238ZM246 72V71H245ZM11 73V72H10ZM21 73V72H20ZM19 73V74H20ZM31 73V72H30ZM41 73V72H40ZM61 73V72H60ZM80 73V72H79ZM92 73V72H91ZM120 73V72H119ZM128 73V72H127ZM159 73V72H158ZM243 73V72H242ZM258 73V71H257ZM264 73V72H263ZM55 74V73H54ZM67 74V71L66 73ZM93 74H96V72ZM114 74V71H113ZM141 74V73H140ZM161 73H159L160 75ZM168 74V73H167ZM194 74V72H193ZM192 74V75H193ZM244 74V73H243ZM15 75V74H13ZM30 75V74H29ZM48 75V74H47ZM60 75V74H59ZM92 75V74H91ZM98 75V74H97ZM100 75V74H99ZM110 75V74H108ZM129 75V74H128ZM127 75V76H128ZM136 75V74H135ZM133 75V76H135ZM200 75V74H199ZM197 75V76H199ZM242 75V74H241ZM250 75V74H249ZM9 76V74H8ZM61 76V75H60ZM89 76V75H88ZM96 76V75H94ZM104 76V74L102 75ZM100 76V80L101 77ZM115 76V74H114ZM124 76V75H123ZM138 76V74H137ZM146 76V75H145ZM149 76V75H148ZM153 76V75H150ZM149 76V77H150ZM196 76V75H195ZM196 76V77H197ZM234 76V75H233ZM261 76V75H260ZM264 76V75H262ZM44 77V75H43ZM42 77V78H43ZM76 77H78L80 80H77ZM90 77V76H89ZM112 76H110L111 78ZM118 77V76H116ZM132 77V75H131ZM136 77V76H135ZM133 77V78H135ZM139 77V76H138ZM149 77L148 81L150 80ZM164 77V75H163ZM167 77V76H166ZM200 77V76H199ZM202 77V76H201ZM237 76L235 75V78ZM241 77V76H239ZM11 78V77H10ZM40 78V77H39ZM45 78V77H44ZM62 78V77H61ZM74 79H65L63 78V88L64 90L67 88L68 90L72 91L73 93L78 92V94L73 95V96H79L80 98L75 100V102H80L81 104H85L87 103L88 100V92L90 93L91 89L93 88V84L91 85L88 81H83L84 78H81V76L76 72L74 73ZM92 78V76H91ZM98 78V77H96ZM103 78V77H102ZM128 78V77H127ZM137 78V77H136ZM160 78V77H159ZM162 78V76H161ZM193 78V77H192ZM227 78V77H226ZM230 78V77H229ZM228 78V79H229ZM27 79V77H26ZM48 79V77H47ZM51 79V78H49ZM94 79V78H93ZM109 79V78H108ZM115 79V78H114ZM121 79V78H120ZM165 79V78H164ZM161 79V80H164ZM169 79V78H168ZM225 79V78H223ZM232 79V78H231ZM242 79V78H241ZM264 79V78H263ZM13 80V78H12ZM20 80V79H19ZM36 80V79H35ZM39 80V79H38ZM37 80V81H38ZM98 80V81H100ZM103 80V79H102ZM106 80V79H105ZM110 80V79H109ZM108 80V81H109ZM119 80V79H118ZM116 80V81H118ZM123 80V79H122ZM166 80V79H165ZM192 80L191 78H189V81ZM227 80V79H226ZM233 80V79H232ZM238 80V79H237ZM254 80V79H253ZM261 84H262V78L260 79ZM24 81H26L24 79ZM48 81V80H47ZM50 81V80H49ZM96 81V80H95ZM114 81V80H113ZM131 81V80H130ZM134 81V79H133ZM143 81V80H142ZM187 81H188V77H187ZM199 81V80H197ZM196 81V82H197ZM239 81V80H238ZM82 82H84V85L82 86ZM112 82V79H111ZM123 82V81H122ZM121 82V83H122ZM135 82V81H134ZM150 82V81H149ZM164 82V81H163ZM200 82V81H199ZM206 82V81H205ZM226 82V81H225ZM259 82V80H258ZM33 83V82H32ZM31 83V85H32ZM102 83V82H100ZM107 83V82H106ZM119 83V82H117ZM126 83H130V82H126ZM139 83V82H138ZM141 83V82H140ZM139 83V85H140ZM159 83V80H158ZM224 83V82H223ZM229 83V82H228ZM264 83V80H263ZM97 84V83H96ZM104 84V83H103ZM113 84V83H112ZM136 84V83H135ZM144 84V83H143ZM149 84V83H148ZM160 84V83H159ZM158 84V85H159ZM163 84V83H162ZM200 84V83H199ZM214 84V83H213ZM227 84V83H225ZM25 85V84H24ZM30 85V84H29ZM39 85V84H37ZM45 85V84H44ZM101 85V84H100ZM111 85V83H110ZM109 85V86H110ZM119 85V84H118ZM133 85V84H132ZM151 85V83H150ZM153 85V84H152ZM157 85V86H158ZM164 85V84H163ZM201 85V84H200ZM209 85V84H208ZM212 85V84H211ZM235 85V84H234ZM257 85V84H256ZM264 85V84H263ZM18 86V85H17ZM20 86V85H19ZM46 86V85H45ZM76 86L80 89H77ZM101 85L100 88H102ZM117 86V85H116ZM122 86V85H121ZM135 86V85H134ZM147 86V84H146ZM149 86V85H148ZM202 86V85H201ZM200 86V88H201ZM16 87V86H15ZM120 87V86H119ZM159 87H161L159 85ZM174 87V86H173ZM199 87V86H198ZM197 87V88H198ZM233 87V85L231 86V88ZM237 87V85L235 86ZM258 87V86H257ZM256 87V88H257ZM13 84L12 86L8 85V81H0V123L1 126L3 128H9L10 124L12 123L14 126L18 125L19 128H24V130H26L25 128L29 129V124H33L31 123L32 121V117L33 116H39L40 118L42 117V119L44 118V121H47V123L43 126H38V128H40L39 130H42L43 132H45L48 128V122L49 120H53L56 124H57V129L62 131L65 135H67L71 129V125L72 123H75V121H80L83 122L84 118H88V116L91 114H95L97 113V109H95V111H91L89 112V114L84 115L82 113L81 115V110H79V108L77 106H75L74 104L71 103V100L69 97L65 100L64 104H62L61 102H59V100H61V98L63 97V93L61 96L59 94H55V93H50V94H54L52 96V98H50L48 96L49 99H45L43 97L42 94L38 93L34 98L30 97L31 92L29 91L28 88H24V86H21V91H22V96L28 98L27 103H29V107L28 108H23L21 111L19 110V106L22 104H26L24 103L25 100L20 101V103L16 102L13 100V98L11 97L12 94V90H13ZM20 88V87H19ZM46 88H48V86H46ZM50 88V86H49ZM48 88V89H49ZM96 88V87H95ZM111 88V87H110ZM124 88V87H123ZM137 88V87H136ZM135 88V89H136ZM143 88V87H142ZM149 88V87H148ZM152 88V87H151ZM166 88V87H165ZM53 89V88H51ZM51 89H49L51 91ZM115 89V88H114ZM113 89V90H114ZM133 89V87H132ZM144 89V88H143ZM153 89V88H152ZM174 89V90H175ZM190 89V87L188 88V90ZM204 89V88H203ZM240 89V88H239ZM18 90V89H17ZM55 90V89H54ZM60 90V89H57ZM56 90V91H57ZM67 90V92H68ZM76 90V91H75ZM94 90V89H93ZM99 90V89H98ZM118 90V89H117ZM121 90V89H120ZM126 90V89H125ZM142 90V89H141ZM148 91L147 87L145 88V91ZM205 90V89H204ZM233 90V89H232ZM244 90H247L249 92L248 95H243ZM53 91V90H52ZM51 91V92H52ZM63 91V90H62ZM133 91V90H132ZM135 91V90H134ZM143 91V90H142ZM141 91V92H142ZM154 91V90H153ZM167 91V90H166ZM192 91V90H191ZM200 90L198 89V92ZM33 92V91H32ZM45 92V90L43 91ZM47 92V90H46ZM140 92V94H141ZM165 92V91H163ZM197 92V95H198ZM205 92V91H204ZM202 92V93H204ZM238 92V91H237ZM15 93V91H14ZM102 93V92H101ZM120 93V92H119ZM117 93V94H119ZM126 93V92H125ZM152 93V92H151ZM157 93V92H156ZM172 93V92H171ZM196 93V92H195ZM201 93V92H200ZM225 93V92H224ZM36 94V92H35ZM48 94V93H46ZM69 94V93H68ZM103 94V93H102ZM105 94V93H104ZM138 94V93H137ZM155 94V93H154ZM185 94V93H183ZM205 94V93H204ZM213 94V93H212ZM228 94V93H227ZM226 94V95H227ZM49 95V94H48ZM100 95V94H99ZM134 95L137 96L134 92ZM133 94L132 96L135 97ZM152 95V94H151ZM161 95V94H160ZM175 96V93L173 94ZM189 95V94H188ZM191 95V94H190ZM201 95V94H200ZM199 95V97H200ZM225 95V94H224ZM15 95H13L14 97ZM73 96H71L73 98ZM103 96V95H102ZM115 96V95H114ZM118 96V95H117ZM124 96V95H123ZM122 96V97H123ZM154 96V95H153ZM169 96V95H168ZM172 96V95H171ZM219 96V95H218ZM30 97V98H29ZM106 97V96H105ZM125 97V96H124ZM193 97V96H192ZM207 97V96H206ZM205 97V98H206ZM20 98V97H19ZM118 98V97H117ZM162 97L160 96V99ZM167 98V97H166ZM198 98V97H197ZM202 98V97H201ZM74 99V98H73ZM126 99V98H125ZM124 99V101H125ZM104 100V99H103ZM117 100V99H115ZM122 100V99H121ZM134 100V99H133ZM132 100V101H133ZM138 100V99H137ZM140 100V98H139ZM138 100V101H139ZM164 100V99H163ZM198 100V99H197ZM105 101V100H104ZM112 101V100H111ZM128 101V100H127ZM131 101V103H133ZM136 101V100H135ZM160 101V100H159ZM168 100H166L167 102ZM196 101V100H194ZM199 101V100H198ZM213 101V100H212ZM106 102V101H105ZM110 102V101H109ZM121 102V101H120ZM150 102V101H149ZM165 102V101H162ZM54 103L56 104V107H52L51 104ZM100 103V100H99ZM116 103V102H115ZM118 103V102H117ZM159 103V102H158ZM110 104V103H109ZM120 104V103H119ZM126 104V101H125ZM124 104V105H125ZM135 104V103H134ZM144 104V103H143ZM160 104V103H159ZM53 105V104H52ZM98 105V104H97ZM96 105V106H97ZM100 105V104H99ZM102 105H105L102 104ZM113 105V104H112ZM116 105V104H115ZM163 105V103H162ZM167 105V104H166ZM54 106V105H53ZM123 106V103H122ZM133 106V104H132ZM148 106V105H147ZM156 106V105H155ZM21 107V106H20ZM85 107V106H84ZM109 107V106H108ZM124 107V106H123ZM127 107V106H126ZM141 107V106H140ZM176 107V106H175ZM95 108V107H93ZM110 108V107H109ZM117 108V107H116ZM131 108V107H130ZM157 108V106H156ZM155 108V109H156ZM21 109V108H20ZM39 109V110H37ZM103 109V108H102ZM119 109V108H118ZM120 109H124V108H120ZM127 109L129 110V108L127 107ZM132 109V108H131ZM68 110V111H66ZM88 110V109H87ZM135 110V109H134ZM142 110V109H141ZM140 110V111H141ZM145 110V109H144ZM236 110V111H235ZM118 111V110H117ZM136 111V110H135ZM146 111V110H145ZM156 111V110H155ZM231 112V114L228 116L225 113L226 112ZM100 112V110H99ZM98 112V113H99ZM104 112V111H103ZM120 112V111H119ZM124 112V111H122ZM128 112V111H127ZM132 113V111H129ZM142 113V112H141ZM140 113V114H141ZM146 113V112H145ZM152 113V112H151ZM150 113V114H151ZM157 113V112H156ZM117 114L114 112V109H109L107 110L104 114L101 115H95L94 118L101 120L102 122H105L107 124V121H114L116 119H114V115ZM124 114V113H123ZM136 115V113H135ZM157 115V114H156ZM117 116V115H116ZM129 116V115H128ZM139 116V115H138ZM151 121L150 123L152 124L153 128L157 131V130H163V126L161 125V117L162 116H154L153 114L151 115ZM118 117V116H117ZM123 117V116H122ZM142 117V116H141ZM150 117V116H148ZM93 118V119H94ZM121 118V117H120ZM124 118V117H123ZM146 118V117H145ZM41 119V120H42ZM107 119V120H106ZM114 119V120H113ZM125 119V118H124ZM88 120V119H87ZM98 120V121H99ZM40 122V120H38ZM37 121V122H38ZM77 121V124L75 127H77V129L79 130V126L81 124H79ZM89 121V120H88ZM119 121V120H118ZM126 121V119H125ZM135 121V120H134ZM72 122V123H69ZM91 122V121H90ZM164 122V121H163ZM174 122V121H173ZM98 123V122H97ZM96 123V125L98 126V124ZM104 123V124H105ZM192 123V122H191ZM190 123V124H191ZM35 124V123H34ZM88 124V123H86ZM94 124V123H93ZM91 124V125H93ZM124 124V123H123ZM122 124V125H123ZM127 124H129L127 122ZM166 121H165V125H166ZM36 125V124H35ZM90 125V126H91ZM109 125V124H108ZM175 125V126H176ZM33 126V125H32ZM53 126V125H52ZM95 126V125H93ZM91 126V127H93ZM100 127V126H99ZM103 127V126H102ZM110 127V125H109ZM123 127V126H121ZM126 127V126H125ZM129 127V126H128ZM148 128V126H146ZM185 127V126H183ZM182 127V128H183ZM34 128V127H33ZM70 128V129H69ZM88 128V127H86ZM105 128V127H104ZM120 128V127H119ZM137 128V127H136ZM140 127H138L137 129H139ZM181 128V127H180ZM179 128V130H180ZM10 129V128H9ZM12 129V128H11ZM14 129V128H13ZM32 129V128H31ZM30 129V130H31ZM55 129V128H54ZM76 129V128H75ZM74 129V130H75ZM76 129V131H77ZM82 129V128H81ZM91 129V128H90ZM93 129V128H92ZM102 129V128H101ZM100 129V130H101ZM123 129V128H120ZM141 129L144 130V128L141 127ZM170 129V128H169ZM33 130V129H32ZM36 130V129H35ZM87 130V129H86ZM128 130V129H127ZM175 130V129H174ZM39 134V136L41 135V133L36 130ZM60 131H57V133ZM72 131V130H71ZM88 131V130H87ZM99 131V130H98ZM140 131V130H139ZM137 131V132H139ZM168 130H166L167 132ZM172 131V130H171ZM12 132V131H11ZM24 132V131H23ZM27 132V130H26ZM25 132V133H26ZM36 132V133H37ZM54 132V131H53ZM78 132V131H77ZM76 132V133H77ZM93 132V130H92ZM97 131H95L94 133L96 134ZM100 132V131H99ZM104 132V131H103ZM102 132V133H103ZM106 132V131H105ZM163 132V131H162ZM162 132L160 134H162ZM169 132V131H168ZM190 132V131H189ZM16 133V132H15ZM22 133V132H21ZM33 132H31L32 134ZM35 133V132H34ZM35 133V134H36ZM49 133V132H48ZM72 133V132H71ZM75 133V134H76ZM85 133V132H84ZM93 133V134H94ZM107 133V132H106ZM104 133V134H106ZM145 133V130H144ZM164 133V132H163ZM172 133V132H171ZM169 133V134H171ZM179 133V132H178ZM7 134V133H6ZM11 134V133H10ZM9 134V135H10ZM43 134H47L43 133ZM55 134V133H54ZM74 134V133H73ZM80 134V133H79ZM92 134V133H91ZM90 134V136H91ZM92 134V135H93ZM103 134V135H104ZM157 134V133H156ZM23 135V134H22ZM48 135V134H47ZM57 135V134H56ZM55 135V137H57ZM72 135V134H70ZM84 135V134H83ZM87 135V134H86ZM31 136V135H30ZM30 136H27L30 138ZM33 136V135H32ZM52 136V135H50ZM61 136V135H60ZM68 136V135H67ZM153 136V135H152ZM164 136V135H163ZM168 136V135H167ZM166 136V137H167ZM25 137V135L23 136ZM62 137V136H61ZM69 137V136H68ZM76 137V136H73ZM79 137V136H77ZM94 137V136H93ZM101 137V136H100ZM106 137V136H104ZM102 137V138H104ZM170 137V136H169ZM28 138V139H29ZM35 138V137H34ZM37 138V137H36ZM40 138V137H39ZM38 138V139H39ZM66 138V137H64ZM84 138V137H83ZM173 138V137H172ZM176 138V137H175ZM37 139V140H38ZM45 139V138H44ZM58 139V138H56ZM73 139V138H72ZM71 139V140H72ZM75 139V138H74ZM79 139V138H78ZM143 139L142 135H140L138 137V141L137 143H135V147L138 146V144L140 143V141ZM25 140V139H24ZM36 140V139H35ZM135 140V139H134ZM164 140V139H163ZM172 140V139H171ZM18 141V140H17ZM27 141V140H26ZM32 141V140H31ZM41 141V140H40ZM58 142L60 141V139L57 140ZM63 141V140H62ZM75 141V140H74ZM74 141H72L74 143ZM165 141V140H164ZM8 142V141H7ZM5 142V143H7ZM10 142V141H9ZM36 142V141H35ZM53 142V141H52ZM67 142V140H66ZM115 142V141H113ZM123 142V141H122ZM185 142V141H184ZM2 142H0L1 144ZM4 143V142H3ZM12 143V142H11ZM27 143V142H25ZM37 143V142H36ZM41 143V142H40ZM47 143V142H46ZM54 143V142H53ZM62 143V142H61ZM67 143H71L67 142ZM147 143V142H146ZM156 143V142H154ZM162 143V142H161ZM28 144V143H27ZM31 144V143H30ZM28 144V145H30ZM42 144V143H41ZM51 144V143H50ZM103 144V142H102ZM111 144V143H110ZM116 144V143H115ZM130 144V143H129ZM189 144V143H188ZM204 144V145H203ZM7 145V144H6ZM10 145V144H9ZM33 145H35V143H33ZM39 145V144H37ZM52 145V144H51ZM64 145V144H63ZM78 145V144H77ZM118 145V144H117ZM121 145V144H120ZM119 145V146H120ZM174 145V144H173ZM192 145V144H190ZM27 146V145H26ZM45 146V144L43 145ZM48 146V145H47ZM57 146V145H56ZM69 146V145H68ZM105 146V145H103ZM134 146V145H133ZM147 146V145H146ZM176 146V145H174ZM187 146V145H186ZM28 147V146H27ZM32 147V146H30ZM39 147V146H38ZM46 147V146H45ZM63 147V146H62ZM61 147L62 150H64ZM66 147V146H65ZM122 147V145H121ZM119 147V149L121 148ZM166 147V146H165ZM178 147V146H177ZM34 148V147H33ZM43 148V147H42ZM59 148V147H58ZM68 148V147H67ZM70 148V147H69ZM116 148V147H115ZM162 148V147H161ZM28 149V148H27ZM39 149V148H37ZM47 149V148H46ZM60 149V150H61ZM66 149V148H65ZM75 149V148H73ZM117 149V148H116ZM118 149V150H119ZM122 149V148H121ZM137 149V147H136ZM144 149V148H143ZM157 149V148H156ZM178 149V148H177ZM176 149V150H177ZM33 150V149H32ZM44 150V149H43ZM49 150V149H48ZM93 150H97L94 154H89L91 152H93ZM111 150V149H110ZM115 149H113L112 151H114ZM132 150V149H131ZM162 151V149H160ZM179 150V149H178ZM186 150V149H185ZM188 150V149H187ZM35 151V149H34ZM33 151V152H34ZM69 151V150H68ZM71 151H73L71 149ZM76 151V149H75ZM120 151V150H119ZM133 151V150H132ZM174 151V150H173ZM32 152V151H31ZM50 152V151H49ZM48 152V153H49ZM77 152V151H76ZM117 152V151H116ZM127 152V151H126ZM128 152H131L128 150ZM157 152V151H156ZM155 152V153H156ZM175 152V151H174ZM188 152V151H187ZM70 153V151H69ZM78 153V152H77ZM137 153V152H135ZM36 154V153H35ZM40 154V153H39ZM50 154V153H49ZM48 154V155H49ZM84 153H80L79 156H82ZM102 155V153H100ZM107 154V152H106ZM109 154V153H108ZM33 155V153H32ZM48 155L45 156L46 158H48ZM52 155V153H51ZM78 155V154H77ZM117 155V154H115ZM114 155V156H115ZM163 155V154H162ZM34 156V155H33ZM50 156V155H49ZM67 156V155H66ZM42 157V158H45ZM70 156L69 159H71ZM113 157V156H112ZM121 157V155H120ZM162 157V156H160ZM36 158V157H35ZM34 158V160H35ZM78 158V157H77ZM76 158V159H77ZM103 158V157H102ZM130 158V157H127ZM159 158V157H158ZM203 158L204 162L207 163V165H205L203 168H207L208 169V173H206L205 171H203V168H198L199 166V160ZM28 159V158H27ZM26 159V160H27ZM33 159V158H32ZM31 159V160H32ZM38 159V158H37ZM50 159V157H49ZM48 159V160H49ZM66 159V158H65ZM69 159H67L69 161ZM75 159V158H74ZM117 159V158H116ZM121 159V158H120ZM155 159V158H154ZM170 159V158H168ZM33 160V162H34ZM40 160V159H39ZM38 160V161H39ZM56 160V159H55ZM60 159H58L59 161ZM79 160V159H77ZM144 160V159H143ZM184 160V159H183ZM186 160V159H185ZM75 161V160H73ZM108 161V160H107ZM121 161V160H120ZM131 161V160H130ZM167 161V160H166ZM28 162V161H27ZM26 162V163H27ZM42 162V161H41ZM55 162V161H54ZM187 162V161H186ZM185 162V164H186ZM25 163V162H24ZM23 163V164H24ZM58 163V162H57ZM62 163H64V161H62ZM82 163V162H81ZM126 163V162H125ZM152 163V162H149ZM168 163V162H166ZM22 164V166H24ZM31 164V163H30ZM61 164V163H60ZM59 164V165H60ZM69 164V163H68ZM77 164V163H76ZM75 164V166H77ZM153 164V163H152ZM176 164V163H175ZM184 164V165H185ZM43 165V164H42ZM67 165V164H66ZM71 165V164H70ZM81 165V164H80ZM2 166V165H1ZM28 166V165H26ZM48 166V165H47ZM46 166V167H47ZM62 166V165H61ZM72 166V165H71ZM74 166V167H75ZM154 166V164H153ZM156 166V165H155ZM154 166V167H155ZM171 166H174L171 165ZM186 166V165H185ZM190 166H192V169L189 168ZM43 167V166H42ZM41 167V168H42ZM53 167V166H52ZM81 167V166H80ZM119 167V166H118ZM137 167V166H136ZM202 167V166H201ZM1 168H5V167H1ZM35 168V167H34ZM33 168V169H34ZM50 168V167H49ZM68 168V167H67ZM77 168V167H76ZM164 168V167H163ZM29 169V168H28ZM39 169V168H37ZM43 169V168H42ZM53 169V168H50ZM63 169V168H62ZM61 169V171H62ZM78 169H81L78 167ZM103 169V170H102ZM155 169V168H153ZM157 169V167H156ZM162 169V168H161ZM190 169V170H189ZM32 170V169H31ZM48 170V169H47ZM54 170V169H53ZM57 170V169H56ZM70 171V169H68ZM67 170V171H68ZM138 170V169H137ZM50 171V170H49ZM65 171V170H64ZM76 171V170H75ZM136 171V170H135ZM163 171V170H161ZM165 171V169H164ZM168 171V170H166ZM24 172V171H23ZM40 173V171H37ZM36 172V174H37ZM52 172V171H51ZM56 172V171H55ZM158 172V169H157ZM156 172V173H157ZM49 173V172H47ZM59 173V172H58ZM75 173V172H74ZM72 173V174H74ZM139 173V172H138ZM159 173V172H158ZM26 174V173H25ZM67 174V173H66ZM65 174V175H66ZM71 174V175H72ZM136 174V173H135ZM163 174V173H161ZM208 174V175H205ZM34 175V174H33ZM48 175V174H47ZM55 175H57L55 173ZM27 176V175H26ZM40 176V175H39ZM44 176V174H43ZM50 177H52V174L49 175ZM67 176V175H66ZM25 178V176H23ZM64 177V176H63ZM73 177V176H71ZM75 177V176H74ZM132 177V176H131ZM46 178V177H45ZM61 178V177H60ZM134 178V177H133ZM146 178V177H145ZM150 178V176H149ZM161 178V177H160ZM33 179V178H32ZM41 179V178H40ZM137 179V178H136ZM153 179V178H152ZM29 180V179H28ZM49 180V179H48ZM53 180V179H52ZM56 180V179H55ZM59 180V179H58ZM71 180H73L71 178ZM76 180V179H75ZM79 180V179H78ZM115 180V181H114ZM120 180V179H119ZM123 180V179H122ZM160 180V179H158ZM158 180H155L158 181ZM36 181V180H35ZM63 181V180H62ZM132 181V179H131ZM30 182V181H29ZM49 182V181H48ZM47 182V183H48ZM116 182V183H115ZM135 182V181H134ZM153 182V181H152ZM155 182L153 183V185L155 184ZM28 183V182H27ZM32 183V182H31ZM30 183V184H31ZM45 183V182H44ZM58 183V182H57ZM56 183V185H57ZM61 183V182H59ZM76 183V182H75ZM132 183V182H131ZM41 185V182H40ZM45 185V184H44ZM54 185V183H53ZM75 185V184H74ZM51 186V185H50ZM59 186V185H57ZM72 186V185H71ZM70 186V187H71ZM139 186V185H138ZM46 187V186H45ZM44 187V188H45ZM52 187V186H51ZM51 187H49L50 189H52ZM68 187V186H67ZM74 187V186H73ZM119 187V185H118ZM122 187V185H121ZM128 187V186H126ZM26 188V187H25ZM29 188V186L27 187ZM35 188H37V186H35ZM43 188V186H42ZM41 188V189H42ZM56 188V186H55ZM72 188V187H71ZM68 189V188H66ZM65 189V190H66ZM80 189V188H79ZM119 189V188H118ZM117 189V191H118ZM142 188H137V190H141ZM152 189V188H150ZM81 190V189H80ZM84 190V189H83ZM136 190V189H135ZM25 191V190H24ZM32 191V190H31ZM34 191V190H33ZM37 191V190H36ZM42 191V190H41ZM47 191V190H46ZM45 191V192H46ZM71 191V190H70ZM74 191V190H73ZM76 191V190H75ZM131 191V190H130ZM135 192V193H139L140 192ZM14 192V191H13ZM48 192L49 189H48ZM52 192V191H51ZM58 192V191H57ZM17 193V192H16ZM24 193V192H23ZM55 193V192H54ZM75 193V192H74ZM122 193V192H121ZM124 193V192H123ZM144 193V191H143ZM14 194V193H13ZM53 194V193H52ZM69 194V192H68ZM80 194V193H79ZM78 194V195H79ZM83 194V193H82ZM127 194V192H126ZM125 194V195H126ZM130 194V193H129ZM18 195V194H17ZM76 195V194H75ZM85 195V194H84ZM142 195V194H141ZM140 195V196H141ZM13 196H16L13 195ZM25 196V195H24ZM23 196V197H24ZM27 196V195H26ZM32 196V195H31ZM55 196V194H54ZM91 196V195H90ZM118 196V193H117ZM132 194L129 196L131 197ZM22 195L19 197V199L21 200ZM22 197V198H23ZM33 197V196H32ZM56 197V196H55ZM75 197V196H74ZM86 197V196H85ZM93 197V198H94ZM28 198V197H27ZM51 198V197H49ZM70 198V197H69ZM72 198V197H71ZM78 198V196H77ZM83 199V197H81ZM126 198V196H125ZM132 198V197H131ZM18 199V198H17ZM121 199V197H120ZM173 199H178L179 200V205H178V212L175 213L174 208L171 204ZM22 200L25 201V199L23 198ZM21 200V202H22ZM27 200V199H26ZM29 200V198H28ZM65 200V199H64ZM63 200V202H64ZM79 200V198H78ZM89 200V198H88ZM119 200V197H118ZM15 201V200H14ZM19 201V200H18ZM17 201V202H18ZM45 201V200H44ZM77 201V199H76ZM20 202V201H19ZM18 202V203H19ZM28 202V201H27ZM31 202V201H30ZM82 202H85L82 200ZM88 203V201H86ZM15 203V202H14ZM26 203V201L24 202ZM46 203V202H45ZM74 203V202H73ZM78 203V201H77ZM76 203V204H77ZM20 204V203H19ZM49 204V203H48ZM55 204V202H54ZM79 204V203H78ZM82 207H83V203ZM80 204V205H81ZM137 204L139 205V208H136L137 210L134 211V206H137ZM23 205V204H22ZM30 205V204H29ZM27 205V206H29ZM34 204H32L33 206ZM51 205V204H50ZM53 205V204H52ZM91 205V204H90ZM36 206V203H35ZM73 206V204H72ZM101 206V207H102ZM225 206V208H227V212L224 214L223 212H221V207ZM67 207V206H66ZM81 207V206H80ZM81 207V208H82ZM92 207V205H91ZM31 208V207H30ZM29 208V209H30ZM38 208V207H36ZM78 208V207H77ZM158 208V209H157ZM19 209V208H18ZM21 209V208H20ZM39 209V208H38ZM83 209V208H82ZM81 209V210H82ZM159 211H157V210ZM22 210V209H21ZM34 210V209H33ZM75 210V209H74ZM85 210V209H84ZM93 210V209H92ZM91 208H87L86 211L83 212V216L80 215V222L78 220L79 223L77 224V228L79 229L78 231L74 230L75 233L71 234L70 231L69 233L64 232V230L62 229L63 227V222H61V220H59V225L54 233V235L48 239L46 242H42L40 239L37 240V238L35 237V235H33L32 233H30L27 230H22L20 232V234H17L14 237H11L9 240V245L13 248V253L11 255V261L13 262V264H78V258L80 257L81 254L86 255L85 250H89V242L92 239V236H94V232L98 231L99 229H97L96 225L99 223V221L101 220V218L99 216L96 215H91L92 212ZM14 211V210H13ZM22 212V211H21ZM35 212V211H34ZM38 211L35 212V214ZM40 212V211H39ZM67 212V211H66ZM121 212H123V214H121ZM25 212H22V214ZM76 213V212H75ZM98 213V212H97ZM29 214V213H27ZM34 214V215H35ZM15 215V212L14 214ZM17 215V214H16ZM74 215V214H73ZM102 215V213H101ZM56 216V215H55ZM68 216V215H66ZM75 216V215H74ZM20 216H18V221ZM37 219L39 220H43V221H48L50 219V215L46 214L43 215L42 214H36ZM54 217V216H53ZM79 217V214H78ZM22 218V217H20ZM56 218V217H55ZM70 218V216H69ZM74 218V217H73ZM31 219V218H30ZM34 219V218H33ZM36 219V220H37ZM54 219V218H53ZM35 220V219H34ZM119 220V218H118ZM54 221H56L54 219ZM171 221V222H170ZM12 222H15L12 220ZM121 222V221H119ZM32 223V222H31ZM103 223V221H102ZM13 224V223H12ZM19 224V223H18ZM22 224V223H20ZM50 224V223H49ZM69 224V223H68ZM66 224L68 227L69 225ZM111 224V223H110ZM184 224L186 225V227L184 228ZM65 225V224H64ZM72 225V224H71ZM74 225V224H73ZM72 225V226H73ZM109 225V224H107ZM23 226V224L21 225ZM48 226V225H47ZM53 226V225H52ZM111 226V225H110ZM113 226V225H112ZM10 227V225H9ZM51 227V226H50ZM49 227V228H50ZM54 227V226H53ZM65 229L68 227L64 226ZM102 227V225H101ZM104 227V226H103ZM12 228V227H10ZM9 228V229H10ZM13 228L14 225H13ZM19 228V227H18ZM48 228V229H49ZM100 228V227H99ZM70 229H76V228H71ZM103 229V228H102ZM107 229V228H106ZM105 229V230H106ZM109 229V227H108ZM14 231L16 230L13 229ZM35 230V229H33ZM32 230V231H33ZM43 230V229H42ZM69 230V229H68ZM51 231V230H49ZM53 231V230H52ZM51 231V232H52ZM104 231V230H103ZM111 231V230H110ZM120 232V231H119ZM34 233V232H33ZM43 233V232H42ZM65 233V235H64ZM96 233V232H95ZM15 234V233H14ZM50 234V233H49ZM104 234V233H103ZM114 234V233H113ZM115 235V234H114ZM46 236V235H45ZM49 236V235H48ZM102 236V235H101ZM100 235L98 237H101ZM134 236H139V241L137 243V245H135L134 252L132 254H130V256H128L129 254L126 255V250L128 248H126L127 245V241H130V239H132ZM132 237V238H131ZM8 238V236H7ZM103 238V237H102ZM100 239V238H99ZM108 239V238H107ZM101 240V239H100ZM99 240V241H100ZM222 240L225 243L224 246V250H222V252L218 251V248L216 247V243ZM42 242V243H41ZM104 242V240L102 241ZM133 242V241H132ZM94 241L92 242V244L90 245V247H92ZM136 243V240L135 242ZM133 243V244H134ZM220 243V242H219ZM97 244L94 243V245ZM129 244V243H128ZM100 245V244H99ZM105 245V244H104ZM130 246V245H129ZM9 247V246H8ZM10 247V248H11ZM97 247V245H96ZM100 247V246H99ZM102 247V246H101ZM7 248V247H6ZM95 248V247H94ZM126 248V250H125ZM8 249V248H7ZM132 249V250H133ZM214 249V250H212ZM103 249H100V251ZM99 251V250H98ZM99 251V253H101ZM104 251V250H103ZM95 251L93 250V254ZM98 254V252H96ZM90 255V254H88ZM87 255V256H88ZM106 255V254H105ZM86 256V258H87ZM96 256V255H95ZM102 256V255H101ZM163 256V258H162ZM116 257V256H115ZM101 258V257H100ZM100 258H91L89 257L88 259H86L84 261V264H97V259ZM107 258V257H106ZM85 259V258H84ZM112 259V258H111ZM104 260V257H103ZM82 261V262H83ZM101 261V259H100ZM113 262V264H114ZM99 263V262H98ZM102 263V261H101ZM112 263V260H111ZM102 264H105L104 261ZM145 264V263H144Z\"/></svg>",
    "mask_w": 264,
    "mask_h": 264
}]
</instances>
